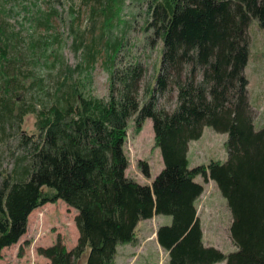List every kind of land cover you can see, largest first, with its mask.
Wrapping results in <instances>:
<instances>
[{
    "label": "trees",
    "instance_id": "1",
    "mask_svg": "<svg viewBox=\"0 0 264 264\" xmlns=\"http://www.w3.org/2000/svg\"><path fill=\"white\" fill-rule=\"evenodd\" d=\"M144 2L146 42L158 40L161 47L158 74L142 102L138 91L144 66L134 61L116 67L111 56L105 98L82 94L73 78L80 65L65 67L47 104L38 110L20 107L13 115L18 73L16 60L7 57L6 32L11 31L0 20V135L27 112L34 114L38 132L33 139L19 138L21 151L0 183V253L25 234L32 210L59 200L75 210L78 238L70 250L59 236L50 246L38 247L48 264H78L85 253L84 264H113L116 246L132 242L137 223L154 215L170 217L156 231L167 264H264V125L254 127L244 75L250 54L246 32L254 22L264 33V0ZM120 4L104 0L107 31L118 20ZM127 24H121L119 34ZM121 44L119 35L107 47L116 54ZM168 92L175 94L170 111L157 102ZM130 119L136 129L151 120L162 168L150 185L125 175ZM205 126L226 135V160L189 167L188 144L200 138ZM141 170L149 176L145 165ZM197 176L214 182L226 201L232 252L202 243L194 206L203 190Z\"/></svg>",
    "mask_w": 264,
    "mask_h": 264
},
{
    "label": "rangeland",
    "instance_id": "2",
    "mask_svg": "<svg viewBox=\"0 0 264 264\" xmlns=\"http://www.w3.org/2000/svg\"><path fill=\"white\" fill-rule=\"evenodd\" d=\"M102 6L104 0H0V20L5 21L8 31L12 32H6L10 37L7 57L16 60L14 71L18 73V83L13 84L16 88L12 92L13 115L18 114L20 107L21 110H29L34 106L38 110L47 104L61 81L62 76L58 77L60 69L65 67L72 70L80 65L82 70L74 73L73 78L79 81L82 94L105 98L111 72L108 58L111 56L115 58L116 67L134 61L144 66L138 99L140 102L145 99L146 91L153 87L159 71L161 47L158 40L153 44L146 42L143 30L146 3L144 0H122L116 15L118 20L110 31L103 27ZM51 10L56 13L48 15ZM124 22L128 24L119 34ZM119 35L122 36V44L115 54L107 46ZM246 37L250 54L244 75L248 80L253 124L255 129H259L264 125V33L252 22ZM89 54L93 56L86 66ZM157 102L159 107L170 111L175 104V94L168 92L159 96ZM37 133L35 116L30 112L5 128L0 135V183L11 173L21 151L19 138L33 139ZM225 142V134L203 127L200 138L188 144V166L206 165L210 161L224 162L227 156ZM123 149L128 161L126 177L136 183L150 185L162 168L160 152L154 146L150 119H146L139 129L132 119L128 121ZM144 165L148 177L142 173ZM195 181L203 187L194 202L203 245L224 254L234 251L236 248L229 234L231 216L225 199L214 182L208 180L205 183L199 176ZM45 190L43 187L42 191ZM56 202L42 205L32 217L30 215L25 234L17 243L1 250L0 264H43V256L36 249L46 246L57 229L62 231L68 243L72 241L73 214L69 210L65 213V206ZM33 217L38 219L37 224L31 223ZM169 223V218L162 215L138 222L133 241L119 244L113 264H167V252L158 245L156 231ZM85 257L86 253L78 264H84Z\"/></svg>",
    "mask_w": 264,
    "mask_h": 264
},
{
    "label": "crops",
    "instance_id": "3",
    "mask_svg": "<svg viewBox=\"0 0 264 264\" xmlns=\"http://www.w3.org/2000/svg\"><path fill=\"white\" fill-rule=\"evenodd\" d=\"M50 204H51V203H46V204L43 205V206L50 205ZM56 204H61V205L65 206V208H66L65 213L67 212V210H69V211L72 212L73 217L75 216V210L72 209V208L67 207L62 201H59V200H58V201L56 202ZM41 207H42V206L37 207V208H35L34 210L31 211V213L28 215L27 223L29 222L30 215H31V217H32L33 214H35V213L37 212V210H38L39 208H41ZM154 216H155V215H154ZM167 217H168V216H167ZM168 218H169V220H170V217H168ZM47 220H48V219H47ZM32 221H33V222H31V223H36V224H37L38 219H37L36 217H33V220H32ZM140 222H141V221H140ZM167 225H168V224H167ZM57 236L60 237L62 243L65 245V247H66L67 250H70L71 248H73V247L75 246V244H76V242H77V238H78V233H77V230H76V228H75L74 223H73V239H72V241H71L70 243H68V242L65 240V237H64L62 231H60V230L57 229L56 232H54V233L52 234V237L50 238L49 243H48L46 246H39V247H48V246H50L51 244H53V242L55 241V238H56ZM118 246H119V245L116 246V253H117V248H118ZM115 257H116V255H115ZM39 260H40V259H39ZM41 260L43 261V264H48V262H49V261H48L46 258H44V257H42Z\"/></svg>",
    "mask_w": 264,
    "mask_h": 264
}]
</instances>
